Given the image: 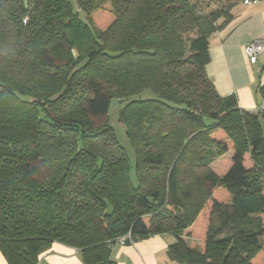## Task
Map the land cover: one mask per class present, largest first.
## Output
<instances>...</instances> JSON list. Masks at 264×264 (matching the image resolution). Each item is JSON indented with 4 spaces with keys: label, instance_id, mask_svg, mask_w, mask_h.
<instances>
[{
    "label": "trees",
    "instance_id": "1",
    "mask_svg": "<svg viewBox=\"0 0 264 264\" xmlns=\"http://www.w3.org/2000/svg\"><path fill=\"white\" fill-rule=\"evenodd\" d=\"M239 1L0 0L8 264H37L52 243L116 264L128 234L171 235L178 264H264V86L262 108L245 111L205 72ZM113 101L133 165L108 124Z\"/></svg>",
    "mask_w": 264,
    "mask_h": 264
},
{
    "label": "crops",
    "instance_id": "2",
    "mask_svg": "<svg viewBox=\"0 0 264 264\" xmlns=\"http://www.w3.org/2000/svg\"><path fill=\"white\" fill-rule=\"evenodd\" d=\"M239 1L231 10L227 25L209 39L210 61L205 72L220 97L234 96L240 109L255 112L262 108L259 93L264 78V58L251 65L244 47L264 35V0ZM174 238L169 234L113 248L116 264H178L167 258L166 251ZM0 264H8L0 252ZM37 264H82L77 249L52 243L38 257Z\"/></svg>",
    "mask_w": 264,
    "mask_h": 264
},
{
    "label": "rangeland",
    "instance_id": "3",
    "mask_svg": "<svg viewBox=\"0 0 264 264\" xmlns=\"http://www.w3.org/2000/svg\"><path fill=\"white\" fill-rule=\"evenodd\" d=\"M92 21L96 28L104 30L109 22V16L106 14V12L100 11L97 15L95 14L93 16ZM120 107L121 105L118 104L116 101H113L111 103L108 112V124L111 128L114 129L118 142L121 144V146L125 148L129 158L131 159V164L133 165L134 164L133 149L130 146L128 139L126 137L125 127L122 124H120L118 121V110L120 109ZM231 155L232 154H227L224 158H220L217 161H215L214 164L211 166L212 170L218 171V168H220L223 165V161L229 159ZM131 174H132L131 176L132 183L135 184L134 173L131 172ZM261 220L264 223V216L261 218Z\"/></svg>",
    "mask_w": 264,
    "mask_h": 264
},
{
    "label": "built area",
    "instance_id": "4",
    "mask_svg": "<svg viewBox=\"0 0 264 264\" xmlns=\"http://www.w3.org/2000/svg\"><path fill=\"white\" fill-rule=\"evenodd\" d=\"M243 3L248 4V1H244ZM244 53L248 59V62L251 65L258 64L261 58H264V35L259 38L251 41L244 47ZM264 68V64H263ZM264 86V78L261 81L260 87ZM131 242L130 235H126L124 237L117 238L115 244L120 246L126 245V243Z\"/></svg>",
    "mask_w": 264,
    "mask_h": 264
}]
</instances>
